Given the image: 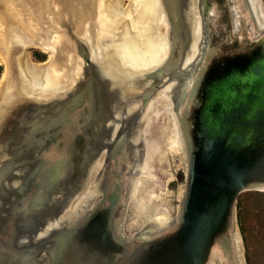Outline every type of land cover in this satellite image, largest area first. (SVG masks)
Wrapping results in <instances>:
<instances>
[{
  "label": "water",
  "instance_id": "1",
  "mask_svg": "<svg viewBox=\"0 0 264 264\" xmlns=\"http://www.w3.org/2000/svg\"><path fill=\"white\" fill-rule=\"evenodd\" d=\"M14 1L73 66L62 89L0 109V264H245L237 198L264 192L262 0H157L165 51L144 70L93 58L111 40L99 0ZM163 97L184 162L173 215L135 205Z\"/></svg>",
  "mask_w": 264,
  "mask_h": 264
},
{
  "label": "bare ground",
  "instance_id": "2",
  "mask_svg": "<svg viewBox=\"0 0 264 264\" xmlns=\"http://www.w3.org/2000/svg\"><path fill=\"white\" fill-rule=\"evenodd\" d=\"M122 1L97 2L100 26L97 36H109L111 42H108L107 47L99 46L97 52L92 51L93 58L98 63H107L117 58L120 63H126L139 70L151 68L161 62L167 39L165 32L168 25L160 12L159 3L157 0H126L127 6L122 8ZM14 5V0H0V62L6 63V76L0 83V109L14 93L41 101L62 89L67 83V68L73 66V59L69 57L64 60L61 56L60 61L54 62L53 53L57 49V37H42L38 31H31L28 25L19 24L20 19L15 17L18 16V11L12 8ZM16 5L18 6V1ZM258 11L260 19L264 22V7ZM9 28H16L18 32L12 33ZM113 37L115 39H112ZM15 46L42 48L49 53L50 59L44 65L31 64L25 50L18 54L12 53ZM64 62L65 66L61 65ZM149 128L151 142L148 145V175L135 184L138 192L135 205L145 211L150 210V214L158 212L164 215L166 210L158 207L160 198H163L161 193L165 194L166 191L165 188L161 189V181L157 177L158 170L169 168L170 156H182L176 121L171 113L168 98H160L157 102ZM131 148L133 147H129V151ZM76 216L74 211L72 219Z\"/></svg>",
  "mask_w": 264,
  "mask_h": 264
},
{
  "label": "rangeland",
  "instance_id": "3",
  "mask_svg": "<svg viewBox=\"0 0 264 264\" xmlns=\"http://www.w3.org/2000/svg\"><path fill=\"white\" fill-rule=\"evenodd\" d=\"M122 2V8H126L127 1L123 0ZM262 2L264 3V0H262ZM41 50L37 48H28L26 51L28 52L29 58L32 56L31 59L38 58L40 55L45 58L46 55L47 59L45 58V61H47L49 53L44 50H42V52ZM41 52L46 54L43 55ZM34 61H36V59H34ZM5 76L6 63L0 62V83ZM168 162L169 168L167 171L170 173L171 177L165 183L164 188L166 195L161 193L163 201L161 200L159 204L168 211L170 208V214L173 215L178 205V192L181 190L184 181V162L180 155L176 157L170 156ZM236 217L242 238V252L245 264H264V192L246 191L241 193L237 198ZM129 220L130 216L127 218L128 222ZM125 233L127 236L130 235L132 229L126 230Z\"/></svg>",
  "mask_w": 264,
  "mask_h": 264
},
{
  "label": "flooded vegetation",
  "instance_id": "4",
  "mask_svg": "<svg viewBox=\"0 0 264 264\" xmlns=\"http://www.w3.org/2000/svg\"><path fill=\"white\" fill-rule=\"evenodd\" d=\"M17 47V46H16ZM30 48H37V49H39L38 47H30ZM28 49V47L27 48H25V51ZM42 48H40V50H41ZM43 50V49H42ZM41 50V51H42ZM27 52V51H26ZM43 52V51H42ZM41 52V53H42ZM43 54V53H42ZM46 54V53H45ZM45 54H43V55H45ZM32 58V56H30V59ZM45 58L47 59V57H46V55H45ZM42 55H40V56H38V58H34V59H36V61H34V59H31V61H33L34 62V64H37V65H44V64H46L48 61H49V56H48V60L47 61H45L46 59H45ZM42 62V63H41ZM168 170V167H166V169L164 170V169H162V170H158V176L157 177H159V179L158 180H160L159 182L161 183L160 184V186H161V189H163L164 188V186H165V183H166V181L167 180H169L170 179V173L167 171ZM166 178H168V179H166ZM171 181H173V180H171ZM170 181V182H171ZM165 190V189H164ZM165 195H166V193H165ZM97 198H98V196H97ZM96 199V197H93V198H89L87 201H86V204L87 205H85V206H83L82 207V209H87L89 206H90V204L91 203H93L94 202V200ZM131 217H132V215H131Z\"/></svg>",
  "mask_w": 264,
  "mask_h": 264
}]
</instances>
